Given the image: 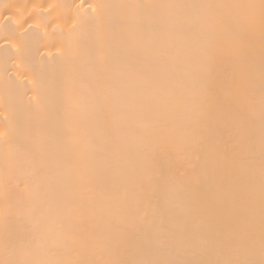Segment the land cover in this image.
<instances>
[{
    "label": "bare ground",
    "instance_id": "bare-ground-1",
    "mask_svg": "<svg viewBox=\"0 0 264 264\" xmlns=\"http://www.w3.org/2000/svg\"><path fill=\"white\" fill-rule=\"evenodd\" d=\"M259 6L0 0L14 17L0 18V260L258 261ZM225 19L240 35L222 32Z\"/></svg>",
    "mask_w": 264,
    "mask_h": 264
},
{
    "label": "snow or ice",
    "instance_id": "snow-or-ice-1",
    "mask_svg": "<svg viewBox=\"0 0 264 264\" xmlns=\"http://www.w3.org/2000/svg\"><path fill=\"white\" fill-rule=\"evenodd\" d=\"M8 7L17 8L18 6H5V9ZM97 7H103V5H98ZM260 17H261V31L264 32V0H260ZM96 11V7H93V12ZM0 18L7 23H11L14 20V17L11 12L7 10L0 12ZM244 22H241V24ZM220 26L222 32L226 35L238 36L240 35V24L234 23L231 19H225L220 21ZM201 96L203 98V103L207 105L205 111L201 113L202 116L207 117L211 114V108L215 102L214 100V85L211 81L206 83L201 88ZM0 264H29L28 261H19V260H0ZM110 264H121L120 261H112ZM242 264H264V248L261 251V258L257 260H245Z\"/></svg>",
    "mask_w": 264,
    "mask_h": 264
}]
</instances>
